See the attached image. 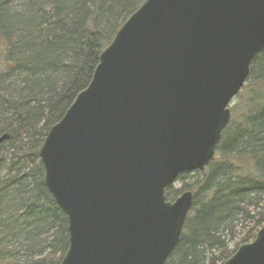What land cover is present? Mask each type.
<instances>
[{
    "label": "water",
    "instance_id": "obj_1",
    "mask_svg": "<svg viewBox=\"0 0 264 264\" xmlns=\"http://www.w3.org/2000/svg\"><path fill=\"white\" fill-rule=\"evenodd\" d=\"M263 52L264 0L142 3L38 151L67 222L60 264H166L193 197L165 190L208 167ZM223 264H264V227Z\"/></svg>",
    "mask_w": 264,
    "mask_h": 264
},
{
    "label": "trees",
    "instance_id": "obj_2",
    "mask_svg": "<svg viewBox=\"0 0 264 264\" xmlns=\"http://www.w3.org/2000/svg\"><path fill=\"white\" fill-rule=\"evenodd\" d=\"M144 1L0 0V137L8 136L0 145V264H59L66 253V218L43 183L38 150ZM246 84L216 159L165 193L167 201L193 194L166 264H222L264 226V52Z\"/></svg>",
    "mask_w": 264,
    "mask_h": 264
},
{
    "label": "rangeland",
    "instance_id": "obj_3",
    "mask_svg": "<svg viewBox=\"0 0 264 264\" xmlns=\"http://www.w3.org/2000/svg\"><path fill=\"white\" fill-rule=\"evenodd\" d=\"M247 93H248V87H247V84L245 83L244 86L242 87L241 91L239 92V94L231 101V103L229 105V109L231 112L230 122L237 121L238 118L240 117L242 108H243V106H245V99L247 97ZM230 122H229V124H230ZM229 124L227 125V127L229 126ZM226 128H225V130H226ZM224 131H223V133H224ZM223 133H222V136H223ZM220 142H221V140H220ZM220 142H219V144H220ZM219 144H218V147H219ZM218 147H217V149H218ZM214 159H216V156L214 157ZM245 172H247V171L245 170ZM182 176H180L178 178V180L181 179ZM178 180L175 181V183L172 185L173 189H178L180 187V183L178 182ZM252 215L253 214L251 213V216ZM187 218H188V216H187ZM245 219H246V217H245ZM238 231H239V229L235 230L234 232L238 233ZM227 242H228L227 248L228 249L233 248L235 242H229V240H227Z\"/></svg>",
    "mask_w": 264,
    "mask_h": 264
}]
</instances>
